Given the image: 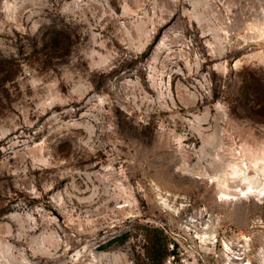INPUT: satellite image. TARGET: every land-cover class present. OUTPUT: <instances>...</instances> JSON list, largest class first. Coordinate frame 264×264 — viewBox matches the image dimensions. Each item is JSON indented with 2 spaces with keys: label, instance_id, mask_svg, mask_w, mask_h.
Masks as SVG:
<instances>
[{
  "label": "rangeland",
  "instance_id": "obj_1",
  "mask_svg": "<svg viewBox=\"0 0 264 264\" xmlns=\"http://www.w3.org/2000/svg\"><path fill=\"white\" fill-rule=\"evenodd\" d=\"M0 264H264V0H0Z\"/></svg>",
  "mask_w": 264,
  "mask_h": 264
},
{
  "label": "trees",
  "instance_id": "obj_2",
  "mask_svg": "<svg viewBox=\"0 0 264 264\" xmlns=\"http://www.w3.org/2000/svg\"><path fill=\"white\" fill-rule=\"evenodd\" d=\"M150 247L153 251L148 253V257L154 261L159 257L157 252L155 251V249H157L156 242H151Z\"/></svg>",
  "mask_w": 264,
  "mask_h": 264
},
{
  "label": "bare ground",
  "instance_id": "obj_3",
  "mask_svg": "<svg viewBox=\"0 0 264 264\" xmlns=\"http://www.w3.org/2000/svg\"><path fill=\"white\" fill-rule=\"evenodd\" d=\"M242 171V170H241Z\"/></svg>",
  "mask_w": 264,
  "mask_h": 264
}]
</instances>
